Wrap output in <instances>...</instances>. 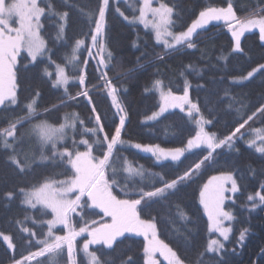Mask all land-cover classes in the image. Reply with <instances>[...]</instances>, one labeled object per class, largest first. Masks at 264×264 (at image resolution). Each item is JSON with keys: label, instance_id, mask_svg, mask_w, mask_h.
Returning <instances> with one entry per match:
<instances>
[{"label": "snow or ice", "instance_id": "6c2138e0", "mask_svg": "<svg viewBox=\"0 0 264 264\" xmlns=\"http://www.w3.org/2000/svg\"><path fill=\"white\" fill-rule=\"evenodd\" d=\"M57 2L64 8L77 7L94 25L88 33L92 47L98 48L101 53L106 49V14L110 0H99L95 10H86L82 6L70 3V0H0V110L3 112L14 109L20 103L17 65L18 57L22 52H26L27 57H30V63H36L46 57L51 64H55L56 73L52 86L63 88L64 96L67 98L55 107L67 106L68 102L79 96L87 97L91 103L86 71L89 62L80 59V51L86 46V39H75L71 47V55L65 57L64 64H58L52 59L48 41L43 35L44 22L51 20L55 28L53 43L67 39L70 11L60 10ZM262 5L264 0H259L256 7L244 17L237 16L232 0H229L226 7H205L199 11L198 17L186 30L176 33L172 30L176 23L173 18L177 15L175 6L161 2L158 7H153V0H140L139 15L133 16L129 22H139L145 27H151L158 43L162 42L167 50L178 51L180 47L196 48L195 37L199 35L198 30L205 29L213 21H223L231 33V53L243 54L241 38L245 32L258 29L259 40L264 42V6ZM115 10L125 20H129L119 7ZM87 50L91 55V48ZM163 58V56L159 57L160 60ZM113 59V52L109 49L106 55L100 56L97 64L111 70L110 62ZM228 59L227 55L218 57V60H223L225 63ZM79 64H83L84 69L77 67ZM69 66L75 70L72 76L66 71ZM185 69L195 71L197 74L200 72L191 64L186 65ZM186 71L180 72V76L183 77L182 95H176L171 87L165 90L162 79H155L151 89H145V91L158 92L160 99L158 110L147 115L146 121H158L170 108H179L182 112L186 111L187 117L196 125L195 134L187 139L182 147L164 148L159 144L131 143L124 140L123 133L130 117L127 107L121 100L120 88L108 78V71L100 73L99 79L103 80V84L92 87L102 88L106 97L110 98L111 107L115 109L114 115L118 117V122L114 121L112 132L106 131L103 117L95 105L90 110L92 115L87 123L75 112L65 113L59 123L49 122L47 118L42 117H46L54 108L38 110L39 91H34L33 97L24 105L23 116L6 117L8 126L0 128V148L7 153L11 165L22 174L38 164L53 169H63L46 174L40 182L21 187L18 192L7 191L3 194L7 200L19 195L20 203L26 209L38 212L41 217L51 216L50 219L42 218L39 221L35 216L25 217V220L30 219L34 225L39 223L47 226V231L39 235L33 228L23 226L17 221V224L21 225L20 231L24 234L21 238L30 250L20 259L13 257V264H59L60 259L64 260V264H117L116 259L109 261L104 258V250L114 251L122 242L121 238H127L126 234L143 237V264H163V262L204 264V257L209 254L216 258L217 264H225L224 242L230 239L232 233L231 225L226 226L225 222L235 219L231 211L225 210V200L229 199L225 193L235 194L241 191V184L238 181L242 180L243 176L238 175L239 169L211 176L200 190L199 202L208 216V230L210 233H218L222 240L210 239L203 251L196 254L194 261L183 258L169 243L160 239L158 225L163 219L162 216L149 215L148 218H143V214L153 205H167L168 220L164 222L171 225V231L178 240H187V236L183 233L189 232L187 225L191 223V217L181 210L178 204L173 205L172 198L203 167L217 162V150L225 147L229 150L234 149L237 134H240V138L243 137L241 130L249 121L258 115L264 117V103H261L251 115L246 114V119L241 117L242 122H239L228 136L218 137L206 129L205 126L212 124V120L206 118L199 104L190 98L192 85ZM43 72L49 78L53 76L47 67ZM257 74L264 76V63L252 67L246 74L233 77L232 83L243 84ZM71 82H75L81 89L75 96L69 91ZM224 96L230 101L229 110L237 104L239 107L236 111L247 107L243 99H238L229 91H225ZM261 123L264 124V119ZM88 124L92 126H87ZM22 128L25 131H20ZM250 132L253 138L248 141V146L264 155V127L252 128ZM77 135L81 138L77 139ZM27 141L34 142L38 146V152H33L31 156L24 154L23 145ZM69 143L72 147H69ZM125 145L143 153H150L158 164L168 160L180 162L186 153L194 149H204L206 154L182 174L169 177L167 173L145 169L143 165L134 166L133 162L120 155ZM81 146L84 148L83 151L80 150ZM249 171L255 175L254 168H249ZM116 188H120L125 198L115 191ZM246 199L250 202V210L264 206V181L259 184L258 190L248 194ZM172 207L176 208L174 214L170 211ZM97 209L99 210L97 214L107 218V221L100 223L99 226H96L95 220L89 222L84 219L85 210ZM76 216L80 217L82 223L74 219ZM58 226H61L63 235L55 231ZM247 233L248 229L240 231L237 244L243 246ZM81 237L84 238L82 244L78 241ZM0 239L7 244L8 249L15 251L17 245L11 234L0 231ZM90 246L100 247L90 250ZM81 252L83 259H78V253ZM158 257H162L163 261ZM119 264H136V261L129 255L120 257Z\"/></svg>", "mask_w": 264, "mask_h": 264}, {"label": "trees", "instance_id": "16d2710c", "mask_svg": "<svg viewBox=\"0 0 264 264\" xmlns=\"http://www.w3.org/2000/svg\"><path fill=\"white\" fill-rule=\"evenodd\" d=\"M159 1L168 3L169 6H175L177 15L173 17L176 21L172 29L174 32L186 30L198 17L199 11L205 7H226L229 2V0ZM232 2L237 16L244 17L256 7L259 0H232ZM70 3L82 6L86 10H95L99 0H70ZM57 7L60 10L70 11L67 39L53 43L55 28L51 20L44 22L43 35L48 41L52 59L58 64H64L65 57L71 55V47L75 39H86V46L80 51V59L89 62L86 71L91 103L87 97L79 96L68 102L67 106L55 107L60 105L62 100H67L63 88L58 89L52 86L53 76L56 73L55 64H51L46 57L36 63H30V57L22 52L18 57L17 65L20 103L19 106L8 112L0 110V128L8 126L6 117L23 116L25 114L22 111L24 105L33 97L34 91H39L38 110L54 108L47 113L46 117H42L47 118L49 122L59 123L65 113L75 112L87 123L92 115L90 110L95 105L103 117L106 131H114V121L118 122V117L114 115L115 109L111 107L110 98L106 97L102 88L92 87L103 84V80L99 79L102 71H108V78H111L113 83L120 88L121 100L128 110L130 119L123 133L125 141L159 144L164 148H174L184 146L187 139L195 134L196 125L187 117L186 111L182 112L179 108H170L158 121L144 120L147 115L158 110L160 103L158 92L145 91V89H151L155 79H162L165 90L171 87L176 95H182L183 77L180 76V72L186 71L185 66L189 64L200 70L199 74L190 69L186 71L187 78L192 85L190 98L199 104L205 117L212 120V124L205 126L206 129L218 137L228 136L238 123L242 122L241 117L246 119V114L251 115L259 104L264 103V76L257 74L256 77L243 84L232 83L233 77L246 74L252 67L264 63V42L259 40L258 29L245 32L241 38L243 54L231 53V33L223 21H213L205 29L198 30L199 35L195 37L196 48L180 47L178 51H171L158 43L150 30L141 24L129 23L115 10L119 7L120 11L127 15H133L135 12L127 2L110 0V7L106 14V49L101 53L98 48L92 47L90 35H88L94 25L81 14L79 9L77 7L64 8L58 2ZM88 48H91V55ZM109 49L114 55V59L110 62L111 70L104 69L102 65L97 64L100 56L106 55ZM221 55L229 57L227 63L218 60ZM161 56L164 57L163 60L159 59ZM45 67L53 73L51 78L44 75ZM77 67L84 69L85 66L79 64ZM66 71L69 76H72L75 70L69 66ZM198 85H203V87H198ZM80 90L75 82L70 83L69 91L72 95L75 96ZM225 91L231 92L238 99H243L247 107L236 111V108L239 107L237 104L229 110L230 101L228 97L224 96ZM185 107L187 108V106ZM262 119L264 117L258 115L249 121L241 130L244 134L243 137L240 138V134H237L234 141L235 148L229 150L225 147L217 150V162L203 167L172 198L173 205L178 204L181 210L187 212L191 217V223L187 225L190 234L189 232L183 233L187 236V240H178L171 231V225L164 222L168 220L169 208L167 205L155 204L143 214V218H148L149 215L163 217L158 225L160 239L169 243L179 255L188 261L195 260L196 254L203 251L209 239L208 219L199 202L202 185L214 174L239 169L238 175L243 176V179L238 181L241 184V191L235 193L233 199L225 203V207L232 211L235 219L232 221L230 239L225 242L224 261L225 264H264V206L250 210V202L246 199L247 195L258 190L259 184L264 181V155L257 153L255 148L249 147L245 140V136L248 135L247 131L262 124ZM87 126H92V124ZM20 131H25V129L22 128ZM71 146L69 143V147ZM38 150V146L32 141H27L23 145L24 154L29 156ZM205 154L204 149H194L186 153L180 162L168 160L158 164L150 153L128 148L127 145L120 153L133 162L136 167L143 165L145 169H150L153 172L167 173L169 177L182 174L183 171L202 159ZM249 168L256 170L255 175L249 171ZM62 170L38 164L22 174L8 162L7 153L0 148V231L11 234L17 245L13 252L0 239V264H13V257L20 259L30 250L21 238L24 234L20 231L21 225L17 224V221H20L23 226L33 228L39 235L41 232L47 231V226L39 223L34 225L30 219L25 220V217L35 216L37 221L51 217L50 215L41 217L38 212L26 209L20 203L19 195L12 200H7L3 194L7 191L18 192L21 187H28L40 182L46 174ZM115 191L125 198L120 188H116ZM170 211L174 214L176 208L172 207ZM97 213H99L97 210H85L84 216L101 217V214ZM75 220L79 222L78 217ZM177 227H179V222H177ZM243 229H248V233L243 246H240L237 244V239ZM57 230L63 232L61 227ZM126 237L121 238L122 242L114 251L105 249L104 258L109 261L116 259L119 264L120 257L130 255L136 264H143V237L132 234H126ZM99 247L91 246L90 248ZM78 259H83L82 252L78 253ZM159 259L163 260L162 257ZM60 261L64 260L60 259ZM204 264H217L216 258L211 254L206 255Z\"/></svg>", "mask_w": 264, "mask_h": 264}, {"label": "rangeland", "instance_id": "374dc122", "mask_svg": "<svg viewBox=\"0 0 264 264\" xmlns=\"http://www.w3.org/2000/svg\"><path fill=\"white\" fill-rule=\"evenodd\" d=\"M114 1H118V0H114ZM119 1H124V2H127L128 3V6L135 12V13H133V15H127L125 12H123L124 13V15L125 16H128L129 17V20H126V21H130L131 19H132V17L133 16H138L139 15V12H138V8H139V4H140V0H119ZM159 3H161V1H159V0H153V7H158L159 6ZM123 17V16H122ZM149 19H151V15L149 14ZM130 23V22H129ZM133 24H141V23H139V22H136V23H133ZM143 27H145V25L144 24H141ZM14 26H16V25H14ZM145 28H147L148 30H150L152 33H153V35H154V38H155V34H154V32H153V30L151 29V27H145ZM176 33H179V32H176ZM170 39V38H169ZM156 40V39H155ZM159 43H161L162 45H163V43L162 42H159ZM164 46V45H163ZM26 53V52H25ZM27 54V53H26ZM99 55H101V54H99ZM55 79V74H54V76H53V80ZM146 118V117H145ZM144 118V120L146 121V119ZM261 127H264V124H260V125H258V126H255V127H253V128H261ZM247 136H245V140H246V142H247V144H248V141L249 140H251L252 138H253V135L251 134V132H250V129L247 131ZM70 135H71V133H70ZM77 139H80L81 137L79 136V135H77V137H76ZM128 142H131V143H137V142H134V141H128ZM257 143H259V142H257ZM71 144V143H70ZM72 147V146H71ZM80 150L81 151H83L84 150V148H83V146H81V148H80ZM126 175V174H125ZM214 175H219V174H214ZM213 176V175H212ZM211 177V176H210ZM209 177V178H210ZM208 178V179H209ZM208 179H207V181H208ZM207 181L205 182V183H207ZM204 183V184H205ZM203 184V185H204ZM203 185H202V187H203ZM202 187H201V189H202ZM227 187H230V185H227ZM225 196L226 197H229V199H226L225 200V203L227 202V201H231L232 199H233V196H234V194L233 193H231V192H226L225 193ZM200 200V199H199ZM202 206V205H201ZM224 207H225V204H224ZM202 208H203V206H202ZM225 210H227V211H231L230 209H228V208H226L225 207ZM97 211H99L98 209H97ZM203 211H204V209H203ZM232 212V211H231ZM204 213H205V211H204ZM205 215H206V217H207V219H208V216H207V214L205 213ZM76 217H78V219H79V222H81L82 223V221H80V217L79 216H76ZM76 217H74V219L76 218ZM51 218V217H50ZM49 218V219H50ZM84 219H86V220H88L89 222H91L92 220H95V221H97V225L96 226H99V224L100 223H103V222H106L107 221V218H105V217H103L102 216V214H101V217L100 216H97V217H95V216H91V215H88V217H86V216H84ZM208 224H209V221H208ZM231 225V227H232V221L231 222H228V221H226L225 222V225L226 226H228V225ZM59 227H61V226H58L57 228H59ZM55 231L57 232V234H60V235H63L64 234V232H59L57 229H55ZM209 231V230H208ZM83 237H81V238H78V241H79V243L80 244H82V242H83ZM210 239H221L222 240V237H220L219 236V234L218 233H210L209 232V239H208V241L210 240ZM226 242V241H225ZM224 242V243H225ZM90 250H91V248H90ZM83 254V253H82ZM159 258V257H158ZM163 261V260H162ZM164 264H166V262H163ZM59 264H64V261H60L59 260Z\"/></svg>", "mask_w": 264, "mask_h": 264}]
</instances>
